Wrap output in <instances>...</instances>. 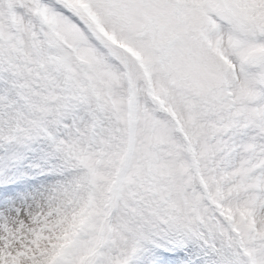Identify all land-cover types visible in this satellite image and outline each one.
<instances>
[{"label":"snow or ice","instance_id":"6c2138e0","mask_svg":"<svg viewBox=\"0 0 264 264\" xmlns=\"http://www.w3.org/2000/svg\"><path fill=\"white\" fill-rule=\"evenodd\" d=\"M0 264H264V0H0Z\"/></svg>","mask_w":264,"mask_h":264}]
</instances>
